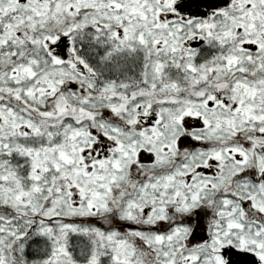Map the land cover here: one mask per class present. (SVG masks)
<instances>
[{"label": "snow or ice", "instance_id": "snow-or-ice-1", "mask_svg": "<svg viewBox=\"0 0 264 264\" xmlns=\"http://www.w3.org/2000/svg\"><path fill=\"white\" fill-rule=\"evenodd\" d=\"M0 264H264V0H0Z\"/></svg>", "mask_w": 264, "mask_h": 264}]
</instances>
